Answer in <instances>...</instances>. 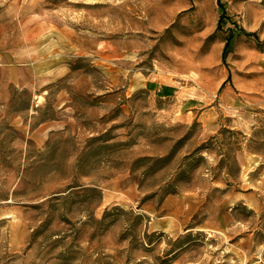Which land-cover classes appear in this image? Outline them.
<instances>
[{
    "label": "rangeland",
    "instance_id": "obj_1",
    "mask_svg": "<svg viewBox=\"0 0 264 264\" xmlns=\"http://www.w3.org/2000/svg\"><path fill=\"white\" fill-rule=\"evenodd\" d=\"M0 264H264V0H0Z\"/></svg>",
    "mask_w": 264,
    "mask_h": 264
},
{
    "label": "trees",
    "instance_id": "obj_2",
    "mask_svg": "<svg viewBox=\"0 0 264 264\" xmlns=\"http://www.w3.org/2000/svg\"><path fill=\"white\" fill-rule=\"evenodd\" d=\"M219 4H220V5L222 6V8H223V4H221L220 1H219ZM240 31H241V33H243L244 36H247V37H252V36H254V33L249 34V33L245 32L243 29H240ZM229 37H230V39H229V41L227 42V44H226V46H225V48H224V51H223V57H224V59H226L227 55L229 54V53H228V50H229V48H230L231 42H232V41L234 40V38H235V37H234V32H233V31H230Z\"/></svg>",
    "mask_w": 264,
    "mask_h": 264
}]
</instances>
